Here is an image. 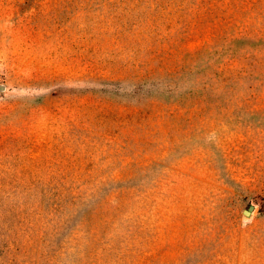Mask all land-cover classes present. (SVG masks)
<instances>
[{"label": "rangeland", "instance_id": "obj_1", "mask_svg": "<svg viewBox=\"0 0 264 264\" xmlns=\"http://www.w3.org/2000/svg\"><path fill=\"white\" fill-rule=\"evenodd\" d=\"M0 264H264V0H0Z\"/></svg>", "mask_w": 264, "mask_h": 264}, {"label": "water", "instance_id": "obj_2", "mask_svg": "<svg viewBox=\"0 0 264 264\" xmlns=\"http://www.w3.org/2000/svg\"><path fill=\"white\" fill-rule=\"evenodd\" d=\"M253 209H254V206L253 205H250L249 208H248V210H244V213L245 214H249L250 211H252Z\"/></svg>", "mask_w": 264, "mask_h": 264}]
</instances>
